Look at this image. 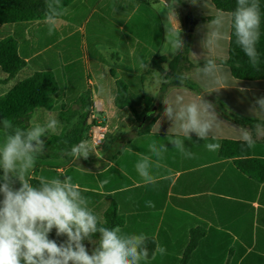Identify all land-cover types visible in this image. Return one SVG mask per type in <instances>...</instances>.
I'll return each instance as SVG.
<instances>
[{"label": "crops", "instance_id": "1", "mask_svg": "<svg viewBox=\"0 0 264 264\" xmlns=\"http://www.w3.org/2000/svg\"><path fill=\"white\" fill-rule=\"evenodd\" d=\"M148 1L149 6L137 0H73L65 8L67 11L58 18L56 30L51 36L48 35L45 19L0 25V41L5 37L14 38L19 43L18 52L25 63L13 78L0 69V96L19 80L36 72L54 73L59 81L54 108H38L32 114L28 127L49 117L60 120L61 110L76 106L75 102L86 93L90 101H102L106 112L104 99L107 92L116 89V82L124 74L134 76L135 85L140 91L156 99L160 87H156L155 93H149L146 85L157 71L147 75L143 83L141 77L150 69L154 55L166 56L164 67L167 68L168 62L178 54L173 49L171 54L165 50V26L175 28L176 19L183 41L186 34H190V60L199 62L203 61L201 41L206 33L204 26L209 22L207 18L222 14L226 20L225 39L218 47L206 50L205 54L216 60L228 58L229 13L220 12L210 0H197L196 4L191 3L190 10L197 22L194 29L189 31L178 8H169L163 0ZM154 12L160 17L161 32L156 30L155 33L151 31L145 36L140 35L142 21H147L151 27L154 15L158 22ZM141 62L148 67L141 68ZM222 67L229 73V83L216 86L226 87L219 91H213V87L205 86L197 79L196 70L188 72V77L204 92L216 97L229 111L264 121V114H252L250 111L255 100L264 97V79L240 80L232 75L227 66ZM177 91L182 92L186 99L203 95L179 86L168 88L163 98ZM111 99L114 103V97ZM203 99L212 103L204 95ZM163 111L164 105L157 118L161 121L159 132L156 120L148 133L134 136L114 156L98 155L105 163L102 167H98L101 162H97L98 166L88 169L75 164L76 160L72 157L69 162L62 163L57 155L55 159L48 160L46 143L52 135L42 137L45 151L38 157L31 182L37 184L41 176H71L73 182L85 190L82 194L89 199V207L104 221L105 211L113 200L121 207L125 202H130V207L132 202L136 205L140 203L143 206L141 210L134 207L119 212L127 220L124 222L129 229L127 233L149 231L156 239L160 235L167 236L159 242L166 246V250L184 251L195 241L197 246L188 264H264V181L242 172L234 156L224 155L221 149L223 140H241L237 129L242 126L216 108L223 124L214 133L215 138L209 136L203 141L191 134V139L185 140V146L194 155L185 158L168 144L166 137L171 122L162 118ZM254 139L256 144L252 148V156L264 159L263 128L259 134L256 131ZM153 140L165 143L168 151L158 162L153 157L151 171L156 183L145 184L135 164L141 156L151 155L148 145ZM206 143H218L220 147L217 151H209L204 146ZM105 180L107 183H102ZM19 186L17 182L15 187ZM147 201H152L155 207H148ZM141 214L149 216L142 218ZM49 238L57 240V243L66 240V236L57 237L55 229ZM98 240L93 238L94 243ZM84 243L89 252L95 247L87 240Z\"/></svg>", "mask_w": 264, "mask_h": 264}, {"label": "clouds", "instance_id": "2", "mask_svg": "<svg viewBox=\"0 0 264 264\" xmlns=\"http://www.w3.org/2000/svg\"><path fill=\"white\" fill-rule=\"evenodd\" d=\"M193 4L197 0H192ZM236 8L228 21L233 29L235 43L242 49L253 68L259 67L260 57L257 43L260 40L261 12L259 0H236ZM206 6V4H205ZM44 23L48 26V35L54 34L58 18L67 10L60 7L59 0H48ZM173 15L176 13L173 9ZM166 27V26H165ZM205 36L201 41L204 49L203 66H197L196 78L205 86L216 87L229 83V73L216 59L205 52L218 47L225 39L226 20L222 14L212 17L204 26ZM174 39L170 41L175 52H180L185 43L176 19V27L168 29ZM141 68L148 67L141 62ZM184 84L187 77H178ZM163 83H169L163 79ZM245 91V89H240ZM164 111L162 118L171 122L167 132V141L185 158H192L193 153L185 146V140L195 134L206 141L209 136L221 127L223 122L218 118L216 106L203 99V95L186 99L177 91L163 98ZM252 114H264V97H259L251 106ZM153 115V113H149ZM75 119L73 123H75ZM157 120L155 125H159ZM62 127L60 121L49 117L43 122H33L28 128L14 126L5 118L2 121V141H0V264H142L149 258L145 233H127L120 226L107 227L106 221L89 207L90 201L82 193L81 187L73 182L69 175L63 178L41 176L37 184L31 182L37 159L45 151V140L42 137L58 134ZM257 134L264 128V123L257 124ZM240 139L249 148L256 140L252 130L245 127L237 129ZM183 137L184 139H182ZM209 151H217L218 143H206ZM151 155H143L136 162L135 168L145 184H155L152 175L153 157L156 161L164 158L168 151L165 143L156 140L148 145ZM94 148L86 140L71 146L63 154L75 160L87 159ZM158 166V165H157ZM19 187H15L16 183ZM102 183L106 184L107 180ZM148 207H155L147 201ZM55 229L57 237L66 236V240L57 243L49 234ZM99 235L98 242L93 237ZM94 243L91 252L84 241ZM166 249L157 244L152 258L156 254L164 255Z\"/></svg>", "mask_w": 264, "mask_h": 264}, {"label": "trees", "instance_id": "3", "mask_svg": "<svg viewBox=\"0 0 264 264\" xmlns=\"http://www.w3.org/2000/svg\"><path fill=\"white\" fill-rule=\"evenodd\" d=\"M73 0H59L60 7L65 9ZM143 5H150L148 0H137ZM215 7L224 13L230 15L236 8V0H210ZM48 0H0V25L12 24L16 22L32 21L37 19H45ZM261 12L260 40L257 43V51L260 57L258 69L253 68L242 49L235 43L233 29H230V40L228 58L217 60L221 65L227 66L232 75L240 80L252 81L264 79V0H259ZM154 14L158 18L156 22L154 15L152 26L147 25V21H142L139 30L140 35H147L151 31L153 33L158 30L161 32V20L156 12ZM212 17H208L210 20ZM190 34L185 36V47L168 62L167 68L164 63L167 61L164 55H154L151 59L150 69L141 77V83L147 75L157 71L161 75V79H168L169 83H161L159 95L155 99L147 95L144 91H140L135 85L134 76L124 74L121 80L116 82V93L114 96V105L120 110L128 109L132 117L139 123L136 135H142L150 131L151 126L157 120L163 105L162 100L165 92L170 87L185 86L198 93L203 94L212 101L216 108L226 117L231 119L239 126L252 130L253 138L257 131L256 125L264 123L262 120H256L236 115L229 111L222 102H220L212 94L204 92L200 86L188 77V72L196 70L197 66H203V61L193 62L189 58ZM18 42L12 37H5L0 41V69L7 73L10 78L24 67L25 63L21 54L18 52ZM187 77L184 84L180 83L179 76ZM59 90V81L52 72H36L35 74L19 80L8 92L0 96V125L7 118L14 126L27 128L32 114L38 108L53 109L56 103V97ZM86 93L75 102L74 107L61 110L60 120L65 123L64 129L59 135H52L47 140L46 146L56 151L70 150L71 146L87 139L90 125L88 123L89 109L93 104ZM153 113V115H149ZM75 119V123L73 120ZM264 129V128H263ZM221 149L224 155L234 156L235 163L242 172L248 173L255 177L258 181H264V159L252 156V148L249 149L241 140H223ZM85 162L87 160H84ZM100 162V160H97ZM38 163V159H37ZM99 167V166H98ZM102 167V164L100 165ZM125 202L122 207L113 200L105 211V221L107 227L120 226L123 231L128 232L127 226L124 224L127 220L120 215V211L137 208L141 210L143 206L132 202ZM142 218H148L149 214H141ZM149 239L147 246L149 249V258L147 262L142 264H188L193 255L196 242H191L186 250H166L164 255L156 254L152 258L157 244L167 236L160 235L159 239L154 238L149 231L143 232ZM93 238H99L97 234Z\"/></svg>", "mask_w": 264, "mask_h": 264}, {"label": "rangeland", "instance_id": "4", "mask_svg": "<svg viewBox=\"0 0 264 264\" xmlns=\"http://www.w3.org/2000/svg\"><path fill=\"white\" fill-rule=\"evenodd\" d=\"M191 3L192 0H171L167 6H169V8H178L179 11L182 13V19L184 20L185 16L187 14H190V10L192 7ZM166 28L168 27L166 26ZM185 28L186 30H188V25H185ZM172 39H174V37L172 36L171 32L167 31V43L165 50L168 54H171L173 49L170 43ZM161 83V75L157 72L154 73L152 77L149 78V81L146 85L147 92L155 93L156 87H160ZM115 91L116 89L113 88L112 90L107 92L108 94L105 98L106 100L104 99V102H106L105 117L107 120L106 122L108 124V134L104 143L102 144V146L94 148L90 140V135L89 133H87L86 141H88V143L94 148L95 153H91L87 159L81 158L80 160H76L75 164L84 166L89 169L98 166L97 160H100V165L102 164V166H104V161L98 155L103 156L104 154H106L107 156L112 157L116 152L122 149L130 139L136 136L139 123L135 121L128 109L119 110L115 107L113 99H111L112 97H114ZM66 109L68 108H63V110ZM59 121L62 127L58 130V132L61 134L64 129L65 123L61 120ZM64 152L65 151L56 152V150L48 147V160L49 158L55 159L57 155L62 163L69 162L71 157L64 155ZM84 160H87L86 163Z\"/></svg>", "mask_w": 264, "mask_h": 264}, {"label": "built area", "instance_id": "5", "mask_svg": "<svg viewBox=\"0 0 264 264\" xmlns=\"http://www.w3.org/2000/svg\"><path fill=\"white\" fill-rule=\"evenodd\" d=\"M88 121L90 125L88 133L92 146L94 148L102 146L108 134V124L106 122L105 109L102 101H93L89 109Z\"/></svg>", "mask_w": 264, "mask_h": 264}, {"label": "water", "instance_id": "6", "mask_svg": "<svg viewBox=\"0 0 264 264\" xmlns=\"http://www.w3.org/2000/svg\"><path fill=\"white\" fill-rule=\"evenodd\" d=\"M165 3L169 4L171 0H163ZM185 24L188 25V30L192 31L194 29V26L197 22L196 19L192 18L191 14H187L185 16Z\"/></svg>", "mask_w": 264, "mask_h": 264}]
</instances>
